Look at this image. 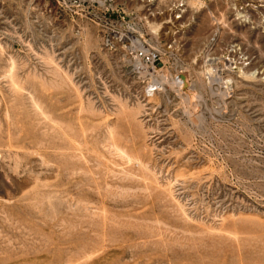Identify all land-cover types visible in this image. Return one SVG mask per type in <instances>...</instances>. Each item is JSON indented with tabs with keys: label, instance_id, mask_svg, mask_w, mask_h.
I'll use <instances>...</instances> for the list:
<instances>
[{
	"label": "rangeland",
	"instance_id": "374dc122",
	"mask_svg": "<svg viewBox=\"0 0 264 264\" xmlns=\"http://www.w3.org/2000/svg\"><path fill=\"white\" fill-rule=\"evenodd\" d=\"M185 1L0 0V264H264V22Z\"/></svg>",
	"mask_w": 264,
	"mask_h": 264
},
{
	"label": "built area",
	"instance_id": "2783aa9c",
	"mask_svg": "<svg viewBox=\"0 0 264 264\" xmlns=\"http://www.w3.org/2000/svg\"><path fill=\"white\" fill-rule=\"evenodd\" d=\"M133 1V0H131ZM144 2L145 0H141ZM212 1V0H204ZM228 5V8L234 13H243L251 14L253 12H259L262 16L264 22V0H220ZM173 15L175 19H182L185 10V0H175L172 5ZM131 14H134L135 11H130ZM105 30L104 33V45L111 48H116L118 46H124L129 49L130 60L132 62V68L134 72L138 75L139 78H142L146 82L145 95L153 96L155 93L162 91V86L157 84L154 80L157 74L163 69V59L166 51L172 48L170 43L168 47H163L161 50H154L151 48L150 44L146 42L141 36H133L129 38L125 34L120 33L118 27L119 22L108 15L105 17ZM243 60L238 62L242 64ZM236 62H233V66ZM163 72V71H162ZM210 76V73L207 72ZM176 77V80L182 82L186 75L179 73Z\"/></svg>",
	"mask_w": 264,
	"mask_h": 264
},
{
	"label": "bare ground",
	"instance_id": "6f19581e",
	"mask_svg": "<svg viewBox=\"0 0 264 264\" xmlns=\"http://www.w3.org/2000/svg\"><path fill=\"white\" fill-rule=\"evenodd\" d=\"M198 1H200V0H198ZM200 3V2H199ZM185 4H187L186 3V1H185ZM194 4H195V2H194ZM194 4H192V6L194 5ZM11 62V61H10ZM210 72H212V69L210 70ZM162 73V71H160L158 74H157V76L155 77V81L157 82V84H160L161 86H162V90H163V85H170V87H171V89L172 90H175V91H177L178 93L177 94H180L181 96H184L185 94H184V92H182V90H180L179 88H178V84L179 83H181L179 80L177 81H173V80H170L169 78H168V76L166 75V74H161ZM254 74V73H253ZM159 92H162V91H159ZM158 92V93H159ZM28 96H30V95H28ZM33 97V96H32ZM187 97V96H186ZM186 97H183V98H186ZM186 100V99H185ZM185 102V101H184ZM205 103V102H204ZM37 106V105H36ZM187 106V105H186ZM188 108V107H187Z\"/></svg>",
	"mask_w": 264,
	"mask_h": 264
}]
</instances>
